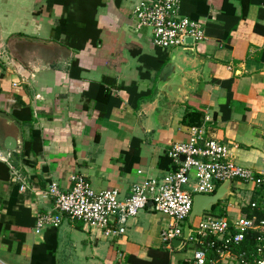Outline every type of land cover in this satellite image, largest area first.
I'll list each match as a JSON object with an SVG mask.
<instances>
[{"label":"crops","instance_id":"crops-1","mask_svg":"<svg viewBox=\"0 0 264 264\" xmlns=\"http://www.w3.org/2000/svg\"><path fill=\"white\" fill-rule=\"evenodd\" d=\"M139 1L149 0H0V112L12 118L0 117V264H119L158 249L189 264L183 238L162 244L169 220L151 205L113 240L66 217L38 235L34 226L54 212L51 182L69 192L81 175L124 201L174 172L168 151L187 140L193 111L229 161L264 177V0H179L206 40L169 50L136 28ZM26 109L31 127L13 116ZM33 131L40 150L25 155ZM230 200L224 215H205L231 218Z\"/></svg>","mask_w":264,"mask_h":264},{"label":"built area","instance_id":"built-area-1","mask_svg":"<svg viewBox=\"0 0 264 264\" xmlns=\"http://www.w3.org/2000/svg\"><path fill=\"white\" fill-rule=\"evenodd\" d=\"M132 14L136 28L148 29L153 46L161 50L184 46L186 38L193 43L206 40L202 23L180 15L179 0L139 1ZM187 134L185 142L173 144L168 151L176 170L161 179H147L134 185L124 201L119 199L117 190H93L81 175L71 177L69 192L60 191L57 183L51 182L43 197L53 201L54 212L36 217L34 233L56 229L66 217L113 240L125 234L128 220L151 205L154 213L169 220L160 240L171 251L172 242L183 238V225L191 214L193 197L211 196L230 181L233 184L227 198H234L239 191L249 194L248 201L242 197L237 202L238 215L196 218L180 249L190 252L189 264H264V221L242 213L247 206L256 207L250 201L251 195L264 187V177L229 161L227 147L206 137L202 125L189 127Z\"/></svg>","mask_w":264,"mask_h":264},{"label":"trees","instance_id":"trees-1","mask_svg":"<svg viewBox=\"0 0 264 264\" xmlns=\"http://www.w3.org/2000/svg\"><path fill=\"white\" fill-rule=\"evenodd\" d=\"M67 24L68 23H66L65 26H67ZM83 34H84V36H86L87 33H83ZM86 41H85V43H86ZM98 41H99V39H96V40L91 41V43H92V45H94L96 47ZM80 49H83V47L78 48V50H80ZM25 112L27 115H26V118H24V119L19 117V113H14L13 116L16 119H19L21 121L25 120V124L27 123V125H29V127H31V125L33 123L32 112L29 109H26ZM184 118H185L184 123L188 124L189 126H196V125L200 124V120H201L202 116L200 113L193 111L191 113L185 114ZM31 136L32 137L30 138V140L24 144L25 155L30 154L31 148H32V153L34 155H36L40 150V147H38V141L40 140L38 133L36 131H33V132H31ZM250 201L254 202L256 204V207L251 209L250 206H247L242 210V213L249 218L255 217L259 221H264V187L256 189L252 193ZM219 204H220V202H218L216 205H214L211 209V212ZM147 256H148V260H141V259H138L136 257L129 256L126 259V264H172V262H173L171 255L168 252L164 251L163 249L148 250Z\"/></svg>","mask_w":264,"mask_h":264},{"label":"water","instance_id":"water-1","mask_svg":"<svg viewBox=\"0 0 264 264\" xmlns=\"http://www.w3.org/2000/svg\"><path fill=\"white\" fill-rule=\"evenodd\" d=\"M184 43H185L184 45L193 44V40L191 38H186ZM0 117L5 118L9 121H12V118L10 116H7L6 114L1 113V112H0ZM181 160L183 161V158ZM232 184L233 183H231L230 181H226L211 196L197 194L193 197L192 211L188 218V222L184 226L183 239L187 238V235L189 233L190 224L191 225L193 224L195 218H199L205 214H209L208 212L211 211L214 205H216L218 202H221L222 200L226 199L227 197L231 195L230 190H231ZM179 245H181L180 240L173 241V246L175 248H177Z\"/></svg>","mask_w":264,"mask_h":264},{"label":"rangeland","instance_id":"rangeland-1","mask_svg":"<svg viewBox=\"0 0 264 264\" xmlns=\"http://www.w3.org/2000/svg\"><path fill=\"white\" fill-rule=\"evenodd\" d=\"M248 195L249 194H246V193H244L242 191H239V192H236V196L234 198H231L230 201H231L232 204H235V203L237 204V202L240 201L242 199V197L244 198L245 201L246 200L248 201ZM221 205H222V201L220 202L219 206H216L215 209L212 212L210 211L208 213H210L213 216L224 215V209H222ZM231 215H232V217L233 216H237L238 213L236 211H232L231 210ZM190 226H192V225L190 224ZM175 256L177 257V255H174V260H175ZM119 264H126V263L121 262Z\"/></svg>","mask_w":264,"mask_h":264}]
</instances>
